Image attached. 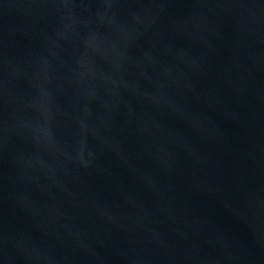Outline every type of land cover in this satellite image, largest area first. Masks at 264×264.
<instances>
[{
	"label": "water",
	"instance_id": "water-1",
	"mask_svg": "<svg viewBox=\"0 0 264 264\" xmlns=\"http://www.w3.org/2000/svg\"><path fill=\"white\" fill-rule=\"evenodd\" d=\"M0 264H264V0H0Z\"/></svg>",
	"mask_w": 264,
	"mask_h": 264
}]
</instances>
